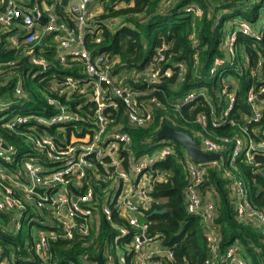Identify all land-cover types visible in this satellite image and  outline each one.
Returning a JSON list of instances; mask_svg holds the SVG:
<instances>
[{
	"label": "built area",
	"instance_id": "1",
	"mask_svg": "<svg viewBox=\"0 0 264 264\" xmlns=\"http://www.w3.org/2000/svg\"><path fill=\"white\" fill-rule=\"evenodd\" d=\"M57 1L33 0L27 4L25 0H0V34L12 31L4 47L26 58L30 68L49 72L43 75L48 79L42 83L46 101L43 108L14 106L9 98L0 96V128L18 136L28 150L21 154L16 144L0 134V212L7 214L5 219L0 217V230L8 238L23 230L30 234L19 249L21 257L14 247L7 248L0 240V264H60V249L76 246L86 250L79 253L78 260L68 257L63 264H99L96 260L99 254L103 264H169L174 254L150 232L151 222L145 213L156 201L152 195L156 180L153 166L172 154L175 145L162 140L151 153L134 156L132 135L123 130V124H117L115 114L121 102L126 106L129 124L150 125L156 109L163 106L153 93L157 83L172 76L173 67L178 69L179 80L185 78L188 64L173 61L159 65L166 59L167 47L163 46L143 73H135L132 78L123 71L115 73L116 61L103 52L94 53L88 46L89 38L102 40L95 27L96 14L91 10L98 0H70L64 13L57 11ZM191 9L198 16L203 13L196 4ZM235 23L238 28L226 30L207 80L196 79L197 85L214 80L220 83L215 92H218L221 115L215 114L216 103L211 102L206 85L189 89L173 102L180 111L202 94L211 104L215 126L226 121L235 124L229 116L239 99L240 79L246 77L250 82L242 96L248 113L242 117L254 125L240 124L242 135L234 138L231 151L223 152L227 138L216 140L203 127L196 133L200 146L206 152L220 153V159L200 163L187 151L184 154L183 167L188 179L185 204L187 211L199 217L203 224L208 245L204 264H255L253 253L240 239L234 240L224 252L221 250L220 227L215 220L219 208L217 197L205 200L202 191L209 165H216L229 178L239 221L264 236V211L250 201L243 179L231 169L223 168L225 161L233 163L241 157L253 161L257 154L264 156V53L259 54L254 67L252 55L245 53L243 47L246 40L264 38V20L261 29L245 20ZM191 38L197 46L195 33ZM48 40L56 48L55 60H49L45 53L50 45ZM196 61L199 62L198 52ZM75 66L79 74L65 72ZM232 74L235 77L230 78ZM10 76L17 78V102L29 99L16 59L0 61V78L7 81ZM136 81L145 83L147 89L134 87ZM206 120L205 114L197 118L203 125ZM164 176L161 173L158 179ZM98 184L101 185L97 187ZM103 221L117 232L101 238ZM261 241L264 242V237ZM254 251L261 254L264 264L261 246L255 245Z\"/></svg>",
	"mask_w": 264,
	"mask_h": 264
},
{
	"label": "trees",
	"instance_id": "2",
	"mask_svg": "<svg viewBox=\"0 0 264 264\" xmlns=\"http://www.w3.org/2000/svg\"><path fill=\"white\" fill-rule=\"evenodd\" d=\"M31 4L33 0H25ZM70 0H58L56 9L64 13ZM103 10L94 17L95 27L102 37L100 42L93 38L88 39V46L95 52H103L111 60H115L113 71H123L132 78L135 73H143L151 67L155 61L159 49L166 46V59L159 65L166 66L173 61H183L188 64L185 78L178 79V69L173 67L175 72L172 76H166L157 83V90L154 95L159 97L163 106L156 109L153 121L147 127H137L129 124L126 114V106L119 103V111L115 114L117 124H123V130H128L132 135L131 150L136 157L142 154L151 153L160 141L170 140L174 143V152L163 160L154 164L153 175L156 178L152 195L158 202H153L146 211L145 216L151 222L150 232L156 234L164 245L174 254V259L169 264H204L208 257V245L203 235V224L199 217L194 216L186 209L184 189L187 184V175L183 167L184 148L173 139L166 137L158 138V133L164 125L183 130L190 133L200 142L197 132L203 127L216 140H228L224 142V153L231 151L235 144L234 138L242 135L240 124H248L243 119V114L248 113V108L242 99L245 90L250 82L246 77L240 79V93L236 107L231 111L229 119L235 124L226 121L221 125L213 124V112L211 104L204 95L198 94L189 105L183 106L178 111L174 108L173 102L182 97L186 91L194 87L206 85L210 89L211 102H215V114L221 115V105L217 96L220 83L217 80L212 83L197 85L196 79L207 80L213 60L220 53L219 47L225 36L226 30L230 27L238 28L241 20L247 21L256 29H261L264 20V0H175L167 4V0H98ZM198 5L202 9V15H196L191 9L192 5ZM117 22L113 27L112 23ZM234 29V28H231ZM12 31L0 34V61L16 59L19 61L20 74L24 77V85L28 98L24 102H17L15 96L16 76H10L7 81L0 78V96L9 98L14 106L22 105L25 108H40L45 106L46 101L42 94L47 83L49 72L32 69L26 58L17 55L13 49L4 47L6 37ZM195 33L198 45L195 46L191 35ZM95 34V33H94ZM98 34V33H97ZM89 34L88 36H90ZM96 35V34H95ZM50 45L46 46V54L49 60H55L56 48L48 40ZM245 53L251 54L253 60L251 66L256 65L259 54L264 53V38L260 40H246L243 44ZM198 52L199 62L196 61ZM167 61H169L167 63ZM75 72L77 67L66 69L65 72ZM63 72V71H61ZM31 73V74H30ZM28 74V77L25 76ZM45 79L43 75H45ZM235 77V74L229 76ZM134 87L147 89L145 83H134ZM210 94V93H209ZM200 114H205L207 120L205 125L197 121ZM69 129H72L69 127ZM0 134L14 143L20 153H26L27 145L13 133L0 128ZM22 165V157H20ZM125 164H128L126 159ZM16 165V164H15ZM11 169L13 165L9 166ZM231 169L245 182L250 193L252 204L264 211V156L257 154L253 161L244 157L236 159L233 163L224 162V167ZM236 169V172L234 171ZM163 173V179L158 175ZM94 184V182H93ZM229 178L219 170L216 165H209L208 174L202 185V191L213 189L218 201V214L216 222L219 224L221 233V250H224L234 240L240 239L249 252L253 253L255 264H262L261 254L254 251V246L259 245L264 250L263 234L250 225L239 221L233 200L230 195ZM98 184L97 187H99ZM107 185V183H102ZM156 209H165L163 213L154 212ZM7 214L0 212L1 219ZM118 219V218H117ZM119 220V219H118ZM122 222V220H121ZM101 238L114 235L117 232L108 222L103 221L100 225ZM26 230L21 231L16 237L8 238L0 230V240L8 248L14 247L16 254L21 257L19 249L24 245ZM26 237V238H25ZM249 243L253 244L249 246ZM86 250V247L76 246L72 249H60L59 262L63 264L68 257L78 260L79 253Z\"/></svg>",
	"mask_w": 264,
	"mask_h": 264
},
{
	"label": "water",
	"instance_id": "3",
	"mask_svg": "<svg viewBox=\"0 0 264 264\" xmlns=\"http://www.w3.org/2000/svg\"><path fill=\"white\" fill-rule=\"evenodd\" d=\"M157 136L159 139L169 137L178 142L196 162L210 163L220 159V153H210L204 151L193 135L168 124L162 127ZM165 211V209H156L154 212L163 213ZM96 260L99 264H103L102 254H99L96 257Z\"/></svg>",
	"mask_w": 264,
	"mask_h": 264
},
{
	"label": "crops",
	"instance_id": "4",
	"mask_svg": "<svg viewBox=\"0 0 264 264\" xmlns=\"http://www.w3.org/2000/svg\"><path fill=\"white\" fill-rule=\"evenodd\" d=\"M91 8H92L91 10H92L93 12H95V14L100 13V12L103 10V6L101 5V3H100L99 1L94 2V3L92 4ZM112 25H113V27H115V26L117 25V22L112 23ZM204 196H205V195H204Z\"/></svg>",
	"mask_w": 264,
	"mask_h": 264
},
{
	"label": "rangeland",
	"instance_id": "5",
	"mask_svg": "<svg viewBox=\"0 0 264 264\" xmlns=\"http://www.w3.org/2000/svg\"><path fill=\"white\" fill-rule=\"evenodd\" d=\"M136 77L137 78H139V76L138 75H136ZM206 194H204L205 196H204V199L205 200H212L213 198H215L216 197V195L214 194V191H213V189H206Z\"/></svg>",
	"mask_w": 264,
	"mask_h": 264
},
{
	"label": "clouds",
	"instance_id": "6",
	"mask_svg": "<svg viewBox=\"0 0 264 264\" xmlns=\"http://www.w3.org/2000/svg\"><path fill=\"white\" fill-rule=\"evenodd\" d=\"M185 150V149H184ZM186 151V150H185Z\"/></svg>",
	"mask_w": 264,
	"mask_h": 264
}]
</instances>
